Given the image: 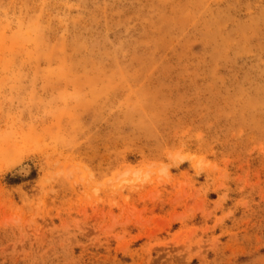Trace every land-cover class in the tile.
<instances>
[{
    "label": "rangeland",
    "instance_id": "374dc122",
    "mask_svg": "<svg viewBox=\"0 0 264 264\" xmlns=\"http://www.w3.org/2000/svg\"><path fill=\"white\" fill-rule=\"evenodd\" d=\"M0 264H264V0H0Z\"/></svg>",
    "mask_w": 264,
    "mask_h": 264
}]
</instances>
